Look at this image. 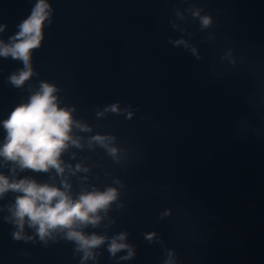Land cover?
<instances>
[{
  "label": "water",
  "instance_id": "obj_1",
  "mask_svg": "<svg viewBox=\"0 0 264 264\" xmlns=\"http://www.w3.org/2000/svg\"><path fill=\"white\" fill-rule=\"evenodd\" d=\"M39 2L0 0V46ZM44 3L28 65L0 55V148L4 121L47 84L71 117L63 171L0 156V175L74 202L115 196L94 223L42 237L15 215L24 194L5 191L0 264H264V0Z\"/></svg>",
  "mask_w": 264,
  "mask_h": 264
},
{
  "label": "clouds",
  "instance_id": "obj_2",
  "mask_svg": "<svg viewBox=\"0 0 264 264\" xmlns=\"http://www.w3.org/2000/svg\"><path fill=\"white\" fill-rule=\"evenodd\" d=\"M47 7L44 0H40L32 15L20 26L21 31L14 38L18 42L11 46H0V55H11L13 58L22 59L25 65H28L30 50L39 47L42 39L41 28L47 17ZM30 75V70L22 71L18 76L13 75L11 80L20 86ZM54 91L52 86L44 84L28 104L19 106L9 119L4 121L7 142L0 148V156L17 162L21 168L47 171L54 167L63 171L58 158L66 147V141L70 139L68 133L71 117L67 111L57 107L52 95ZM9 189L24 194L18 197L15 212L21 226L27 216L33 224L39 225L42 237L49 228L70 227L77 220H91L94 223L90 213L104 208L115 196L114 191L109 190L106 193L81 195L80 199L74 202L58 188L37 185L29 180L9 183L6 177L0 175V194ZM69 235L80 240L85 247L101 242L96 237L87 239L79 233L73 232ZM118 247L114 243L112 250L116 251Z\"/></svg>",
  "mask_w": 264,
  "mask_h": 264
}]
</instances>
